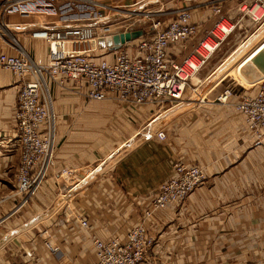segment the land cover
Returning <instances> with one entry per match:
<instances>
[{
	"label": "crops",
	"instance_id": "0c3cea01",
	"mask_svg": "<svg viewBox=\"0 0 264 264\" xmlns=\"http://www.w3.org/2000/svg\"><path fill=\"white\" fill-rule=\"evenodd\" d=\"M232 1L214 3L224 8ZM226 12L237 14L236 6ZM207 14L209 9L204 19ZM4 19L9 34L38 64L46 62L50 48L30 38L31 30L71 24L64 17ZM1 51L14 53L7 43ZM184 52L179 45L169 49L175 61ZM96 57L112 61L114 50L104 46ZM45 79L56 114L55 165L36 196L13 212L19 202V196H8L16 187L19 157L11 130L17 87L13 74L0 68V264H93L91 237L124 235L177 160L199 164L205 181L181 206L153 215L149 232L155 244L141 264H264V145H253L241 114L213 105L208 92L171 108L134 106L88 101L83 79L66 81L63 88ZM62 169L79 176L93 172L70 193L59 176ZM79 214L88 219L87 228L80 227Z\"/></svg>",
	"mask_w": 264,
	"mask_h": 264
},
{
	"label": "built area",
	"instance_id": "2783aa9c",
	"mask_svg": "<svg viewBox=\"0 0 264 264\" xmlns=\"http://www.w3.org/2000/svg\"><path fill=\"white\" fill-rule=\"evenodd\" d=\"M59 2L60 0H1L0 39L9 32L5 16L17 14L56 17L59 16ZM208 2L212 3L214 18L202 34L198 22L193 20L192 11L185 7L179 9L164 26L154 24L152 32L139 28L145 36L141 37L142 34L141 38L126 42L114 50L112 61L97 58V50L92 45L84 44L96 38L98 24L104 18L98 12H94V18L89 14L80 22L61 28L39 26L32 29L31 38L43 40L47 45L53 44L49 46L50 52L45 63H35L21 47L18 49L10 45L16 53L0 52V68L13 74L17 87L11 130L18 141L19 157L16 187L8 196H19V202L13 212L27 205L36 196L55 165L56 114L45 78L62 88L66 81L80 82L83 79L87 87L83 96L88 101L111 99L134 106L156 104L160 108L175 107L185 100L189 82L233 33L239 22L236 16L240 15L239 19L248 16L253 23L264 21V0L241 1L236 6V16L224 12L222 6L214 4V0ZM135 22L136 20L125 23L113 30L110 25H103L101 29L106 34V43L111 46V36L133 30ZM10 38L16 42L14 38ZM177 45L188 52L175 61L171 59L169 49ZM196 89L193 88L192 91ZM252 89L238 95L234 88L225 87L214 95L211 103L219 107H232L241 114L253 137V145L258 146L264 145V79L256 81ZM199 100L204 101L203 98ZM92 172L79 176L73 169H62L59 176L64 181L74 178L75 183L67 190L71 193L86 185ZM205 178L204 169L199 164L181 160L173 162L169 175L159 184L143 209L140 220L129 227L124 235L114 234L106 239L91 237L95 259L93 264H141L155 244V239L149 232L153 215L168 207L181 206ZM75 217L80 227H88V219L83 214ZM51 250L55 251L57 247H51Z\"/></svg>",
	"mask_w": 264,
	"mask_h": 264
},
{
	"label": "rangeland",
	"instance_id": "374dc122",
	"mask_svg": "<svg viewBox=\"0 0 264 264\" xmlns=\"http://www.w3.org/2000/svg\"><path fill=\"white\" fill-rule=\"evenodd\" d=\"M94 1L96 2L95 4ZM208 1L212 0H60L58 3L59 16L56 17H64L63 20H68V22L74 24L88 17L89 14L90 17L94 18V12L102 13L104 18L101 21L102 23L98 24L96 38L84 44L92 45V48L95 50L105 46L107 50L111 46L106 43V39L104 38L106 34L101 29L103 25H110L113 30L125 23H131L136 20L133 24L134 29L142 28L145 31L152 32L154 24L159 23L158 26H164L174 17L179 9L185 7L190 8L192 17L195 15V21L198 22L200 33L202 34L203 30L211 25L214 18L211 9L212 3ZM241 1L233 0L227 6H224L222 10L224 12L228 11V9L233 11V8ZM139 2L141 3L136 5ZM208 9L210 14L205 15L207 17L204 19L203 14ZM210 16L212 17L211 19ZM233 16H236V14ZM30 17L43 20L45 16L31 15ZM129 17L131 18L129 19ZM239 17L240 15L236 16L239 22L233 33L207 61L204 68L196 77L189 82L190 86L186 88L185 99L191 96L198 98L205 92H208V95H215L225 87L234 88L236 94L240 95L247 91H252L253 84L256 81L264 79V21L253 23L248 16L241 17L240 19ZM28 36L30 37V33ZM10 37L15 39V36L9 35L8 32L4 35L3 39H0V44L4 45V43H7L8 45L9 43L8 47L10 50L16 53L15 49L10 45L18 49L21 46L17 41L13 42ZM245 44L248 47H242L243 50L238 51L240 49L239 46ZM237 51L238 53L236 54ZM187 52L186 50L184 54ZM234 55L237 56L235 57ZM224 64H226L224 68L216 72L217 67ZM193 88L197 89L193 92ZM171 111L174 110H170L169 112ZM108 168L109 165L106 169ZM61 185L63 186V184Z\"/></svg>",
	"mask_w": 264,
	"mask_h": 264
},
{
	"label": "water",
	"instance_id": "95a60500",
	"mask_svg": "<svg viewBox=\"0 0 264 264\" xmlns=\"http://www.w3.org/2000/svg\"><path fill=\"white\" fill-rule=\"evenodd\" d=\"M142 34H143L142 29H134L131 31L114 33L111 36L112 45L110 48L111 50H116L120 48L124 43L139 38Z\"/></svg>",
	"mask_w": 264,
	"mask_h": 264
},
{
	"label": "bare ground",
	"instance_id": "6f19581e",
	"mask_svg": "<svg viewBox=\"0 0 264 264\" xmlns=\"http://www.w3.org/2000/svg\"><path fill=\"white\" fill-rule=\"evenodd\" d=\"M104 38L107 39L106 36H104ZM239 47H240L241 49H239L238 51H240V50L242 51V50H243L242 47L246 48V46H242V45L239 46ZM238 51L236 52V54L238 53ZM234 53H235V52H234ZM217 68H218V67H217ZM217 70H218V69H216V71H217ZM217 72H218V71H217ZM193 79H194V78H193ZM193 79H192V80H193ZM66 181L68 182L67 186H68L69 188L74 184V183H71V182H70L71 180H70L69 178L66 179ZM73 187H74V186H73ZM73 187H72V188H73Z\"/></svg>",
	"mask_w": 264,
	"mask_h": 264
},
{
	"label": "trees",
	"instance_id": "16d2710c",
	"mask_svg": "<svg viewBox=\"0 0 264 264\" xmlns=\"http://www.w3.org/2000/svg\"><path fill=\"white\" fill-rule=\"evenodd\" d=\"M145 36V33H143V35L141 36V37H144ZM141 37H139V38H141ZM136 40V39H135Z\"/></svg>",
	"mask_w": 264,
	"mask_h": 264
}]
</instances>
